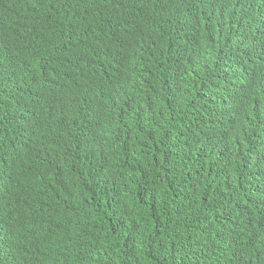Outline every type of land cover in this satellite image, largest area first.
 Instances as JSON below:
<instances>
[{
  "label": "clouds",
  "instance_id": "1",
  "mask_svg": "<svg viewBox=\"0 0 264 264\" xmlns=\"http://www.w3.org/2000/svg\"><path fill=\"white\" fill-rule=\"evenodd\" d=\"M133 1L138 0H111L110 15L92 29L89 57L74 54L57 60L50 53H35L27 73L19 71L13 80L8 55L19 57L27 47L25 39L12 47L0 44V193L11 196L22 218L20 229L29 232L31 253L28 259L18 258L7 244L0 264H118L119 237L105 200L126 198L137 211L155 212L138 216L122 207L132 225L119 227L126 238L131 229L132 239L139 238L138 222L149 224V218L160 216L143 191L132 198L119 195L130 170L117 156L141 137L137 108L157 107L144 90L156 78L153 68L173 21L179 23L177 44L165 57L184 70V105L162 110L154 155L166 151L169 137L182 134L184 122L193 129L194 174L212 159L222 161L238 151L247 186L245 194L236 192L233 206L246 222L234 259L264 264V0H194L195 15L203 23L199 31L186 26L181 11L169 27L164 21V28H158L149 17L161 5L137 7ZM39 8L0 0L1 33L14 38L11 28ZM203 58L208 75L220 79V85L211 84L208 94L200 95ZM106 157L114 165L111 178L104 168L113 170ZM151 181L165 189L152 176ZM216 248L221 255L220 241ZM228 264H233L230 257Z\"/></svg>",
  "mask_w": 264,
  "mask_h": 264
},
{
  "label": "trees",
  "instance_id": "2",
  "mask_svg": "<svg viewBox=\"0 0 264 264\" xmlns=\"http://www.w3.org/2000/svg\"><path fill=\"white\" fill-rule=\"evenodd\" d=\"M194 0H156L155 2L133 1L137 7L161 5L157 13L149 17L150 24L164 28V21L169 27L170 20L178 11L182 12L183 21L193 31H199L203 23L194 12ZM23 7L38 5L40 8L23 18L16 27L11 28L15 37L1 33L0 44L12 45L25 39L27 46L19 57L8 55L10 61V77L15 80L19 71L27 73L29 64L35 55L50 53L55 59L67 55L83 54L91 56L94 49L92 29L100 28L111 13V0H17ZM165 5V6H164ZM166 39V46L157 58L154 66L156 78L145 88L144 97L157 107L152 109L137 108L138 118L142 121L139 140L132 139L133 147L117 156L124 168L130 170L127 182L119 186V195L129 193L132 198L138 192H144L155 203L160 216L149 218L148 223L138 222L139 238L132 239L135 230L131 229L126 238L119 227H131L122 207L131 212L152 215L153 210L137 211L129 206L126 198L110 197L104 202L108 217L114 220L115 231L119 237L118 264H125L135 257V264H238L234 254L241 238L239 230L244 226L246 218L241 216L233 206L236 192H246V177L243 169V158L238 151L230 158L222 161L212 159L200 171L193 173L190 160L193 154V129L183 123L181 135H173L165 141L166 151L162 155H154L159 143L156 125L162 110L178 108L184 105L182 80L184 70L171 58L165 57L177 44L179 23H171ZM34 28L39 32L35 33ZM9 32L10 29H5ZM47 34V41L45 38ZM48 44V45H47ZM231 50V49H228ZM226 51V50H224ZM232 51V50H231ZM221 52V51H220ZM235 55V54H234ZM207 58V57H206ZM203 58L200 64L199 94H208L211 84H219L220 79L209 76L208 62ZM238 57L235 56V65ZM94 63V60H93ZM187 97L192 91L187 90ZM176 129V128H175ZM113 170L104 168L109 177ZM142 167V169H140ZM151 176L165 189H157L152 184ZM115 185H118L115 182ZM118 199L117 205L114 200ZM8 192L0 193V258L6 256L7 244L16 257L28 259L31 256L26 242L29 238L27 230L20 229L21 216L16 211ZM140 221V219H139ZM153 226L160 227L159 229ZM220 241L221 255L216 245ZM148 244H151L149 246ZM137 259V262H136ZM74 264H78L75 262Z\"/></svg>",
  "mask_w": 264,
  "mask_h": 264
},
{
  "label": "rangeland",
  "instance_id": "3",
  "mask_svg": "<svg viewBox=\"0 0 264 264\" xmlns=\"http://www.w3.org/2000/svg\"><path fill=\"white\" fill-rule=\"evenodd\" d=\"M215 93H216V95H218V91H217V90H215ZM258 216H259V213H256V214L254 215L255 218H258Z\"/></svg>",
  "mask_w": 264,
  "mask_h": 264
}]
</instances>
